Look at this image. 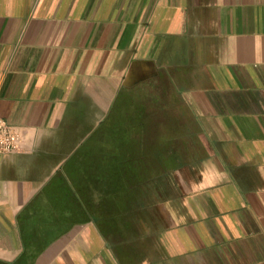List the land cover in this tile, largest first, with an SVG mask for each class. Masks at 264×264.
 <instances>
[{"label":"crops","instance_id":"1","mask_svg":"<svg viewBox=\"0 0 264 264\" xmlns=\"http://www.w3.org/2000/svg\"><path fill=\"white\" fill-rule=\"evenodd\" d=\"M0 264H264V0H0Z\"/></svg>","mask_w":264,"mask_h":264},{"label":"built area","instance_id":"2","mask_svg":"<svg viewBox=\"0 0 264 264\" xmlns=\"http://www.w3.org/2000/svg\"><path fill=\"white\" fill-rule=\"evenodd\" d=\"M21 142L13 126L0 119V154L20 152Z\"/></svg>","mask_w":264,"mask_h":264}]
</instances>
